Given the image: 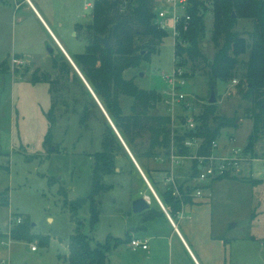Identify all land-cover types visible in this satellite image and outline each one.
Segmentation results:
<instances>
[{"label":"rangeland","instance_id":"rangeland-1","mask_svg":"<svg viewBox=\"0 0 264 264\" xmlns=\"http://www.w3.org/2000/svg\"><path fill=\"white\" fill-rule=\"evenodd\" d=\"M31 1L71 56L85 52L91 42L90 34L81 29L72 35L70 25L91 21L94 0H64L63 8L60 0ZM86 3L90 4L87 8ZM210 8L204 17L202 39V53L207 60L216 51L211 39ZM57 20L62 22L61 28ZM251 29L250 19L237 18L234 30L240 35L248 39ZM57 45L28 3L0 0V63L6 67L0 72V192L8 197V205L0 206V264H70L64 258L68 254V238L79 228L92 245L105 243L106 264H196L195 260L200 264H264V178L261 176L264 165L260 162L252 163L253 177L244 165L238 175L200 187L199 180L187 177L191 160L173 164L175 176L179 171L183 176L174 179L173 185L165 182L169 175H163L164 171L152 169L156 166L153 158L141 157L143 166L156 172L153 175L161 190L167 186L173 190L179 186L193 187L191 201L173 216L178 233L166 218L156 215L159 209L155 198L146 193L145 184L123 151L117 153L116 172L104 178L109 188L95 198L100 215L93 228L89 223L88 203L76 212L70 210L66 203L90 194L92 155L101 150L106 119L99 107L91 104L88 123L81 124L80 111L87 101L80 86L77 83H69L66 88L55 85L57 89L52 93L59 94L55 123L50 141L45 142L49 127L47 112L52 103L51 85L43 81L33 83L31 75L35 72L40 78L48 73L55 78L58 71L52 69L51 56L60 54ZM175 51L177 46L174 48L169 33L150 59L142 61L139 67L127 69L124 76L134 78L139 88L162 95L169 89L166 76L177 63L186 77V84L180 89L185 95L181 105L188 107L186 112L200 116L210 97L211 85L205 74L207 64L203 60L193 63L178 52L174 60ZM247 57V52L241 54L233 77L217 80L214 88L215 113L239 118L236 127L222 128L215 139L219 149L225 145L226 151H244L252 129L253 119L245 115L251 103L242 100L238 93ZM121 104L127 112L130 99L123 98ZM157 107L151 112L170 113L163 103ZM245 154L252 159L264 158V136L255 142L252 155ZM254 171H258L257 175H253ZM61 187L66 191V203L59 193ZM198 187L201 188L199 196L195 194ZM141 195L154 211L151 220L144 218L145 213L132 212L133 199ZM18 219L28 226L31 239L10 238L9 231L18 224ZM126 233L132 234L130 238H147L148 250L133 251L129 241L120 243ZM43 236L49 238L47 246L39 243ZM31 245L36 250H31Z\"/></svg>","mask_w":264,"mask_h":264},{"label":"trees","instance_id":"trees-1","mask_svg":"<svg viewBox=\"0 0 264 264\" xmlns=\"http://www.w3.org/2000/svg\"><path fill=\"white\" fill-rule=\"evenodd\" d=\"M156 2L157 0H94L90 23L76 26L78 30L83 29L90 34L91 42L86 46L85 52L70 57L173 218L184 204L191 201L193 187L179 186L178 195L173 194L174 190L170 186L163 191L159 190L150 171L145 170L141 165L140 158L159 157L169 161L171 152L175 155H186L189 151L184 146V141L195 136L201 139L197 154L208 155L211 153L212 141L217 138L220 130L236 127L239 118L236 115L231 117L217 115L216 105L212 103L207 104L200 116H196L198 120L196 131L173 130L168 113L151 112L159 103H163L161 94L154 90L141 89L135 84L134 78L124 76L127 69L139 67L142 61L150 59L156 52L157 46L167 36V33L158 29L154 22ZM209 7L213 18L211 39L216 47L211 60H207L202 53V39L205 35L204 17ZM188 13L191 19L187 30H182V27L180 29L185 44L177 43V52L180 55L185 54L193 63L203 60L207 64L208 70L205 74L211 87L215 88L217 80L232 78L239 56L248 53L245 72L238 85V93L242 100L251 103V106L245 109L246 117H251L253 123L244 151L252 155L255 142L260 136H264V0H189ZM233 13L235 17H232ZM237 18L252 21V29L247 33L248 39L234 30ZM104 36L108 39V48L99 41V37ZM58 51L60 53L58 56H51L52 69L58 71L55 78H51L48 73L40 78L35 72L31 75L33 83L43 81L51 85L49 92L52 94V103L47 112L49 127L45 135L46 143L51 139L52 127L55 123L54 112L59 97L57 92L52 93L57 89L55 85L61 84L66 88L69 83H77L80 86L87 101L80 111L81 124L88 123L91 115L90 105L98 107L62 51L60 49ZM177 52H174V57ZM2 63H0V72H4L6 68ZM123 98L130 99L127 112L121 104ZM122 151L129 158L106 121L101 135V150L92 155L90 194L85 198H77L66 203V191L62 187L59 188V193L64 196V203L72 212H76L88 203L89 223L92 228L98 222L100 215L95 198L102 190L109 188L104 183V178L116 172L117 153ZM191 162L190 178L193 179L198 174V167L195 160ZM131 164L134 167L132 162ZM160 171L168 170L160 169ZM224 178L229 176L217 180ZM49 183L52 182L49 180ZM6 205H8V197L5 192H0V206ZM142 213L149 218L154 216L152 208ZM9 236L17 240L31 239L28 226L25 227L22 220L9 231ZM130 239L127 233L123 239H120V243L128 242ZM39 243L47 246L49 238L43 236ZM107 252L105 243L96 242L92 245L82 228H79L69 236L68 254L64 255V258L70 264H106Z\"/></svg>","mask_w":264,"mask_h":264},{"label":"built area","instance_id":"built-area-1","mask_svg":"<svg viewBox=\"0 0 264 264\" xmlns=\"http://www.w3.org/2000/svg\"><path fill=\"white\" fill-rule=\"evenodd\" d=\"M206 5H208L206 3ZM189 0H157L155 6V18L154 22L158 29L165 31L167 34H171L173 38L174 48L176 44H185L180 35V29L187 30V26L191 19L188 13ZM183 23V26L181 24ZM175 60V57H174ZM173 69L172 73L166 76L167 84L169 89L164 91L162 101L169 108V115L171 117V127L176 131H196L198 128V120L196 116L186 112L188 108L181 103L185 99L184 93L180 92V89L186 84V77L184 71L178 65ZM236 83V80H233ZM181 109V112L178 111ZM177 113V114H176ZM177 126V128H175ZM201 144V139L197 136L192 138H186L184 146L188 149L186 155H175L173 152L170 154V163L183 162L185 159L191 161L195 160L198 167V174L196 180L201 182L198 183L202 187L204 184L217 180L220 177L229 176L234 177L240 173L242 166L248 167L250 177L252 176V163L260 162L264 165V158L252 159L249 155L241 149H231L227 154L214 155V151L218 148L217 142L214 140L211 144V153L208 155L197 154ZM258 171H254L253 175H257ZM264 178V172L261 174ZM253 177V176H252ZM172 182V178L168 179ZM173 183V182H172ZM201 188L195 190L196 195H201ZM178 191L175 189L174 193ZM21 220L18 219L17 223ZM129 247L133 251L148 250V239L143 237H133L129 241ZM31 250H36L35 245H31ZM3 263L5 261H2Z\"/></svg>","mask_w":264,"mask_h":264},{"label":"crops","instance_id":"crops-1","mask_svg":"<svg viewBox=\"0 0 264 264\" xmlns=\"http://www.w3.org/2000/svg\"><path fill=\"white\" fill-rule=\"evenodd\" d=\"M21 1H25V3H28V6L30 7V8H32V9H34V11L36 12V14L39 16V18L41 19V21L44 23V25L46 26V28L49 30V32L51 33V35H52V37H53V39H54V41L58 44L57 46L59 47V45L62 47V49H64V51H66V53L70 56V54H69V52L66 50V48L63 46V44L59 41V39H58V37L53 33V31L52 30H50V28L47 26V24H46V22H45V19H44V17L40 14V12L37 10V8L34 6V4H33V2L31 1V0H21ZM60 3H61V8H63L66 4H65V1L64 0H60ZM41 4L44 6V7H47V4L45 3V2H41ZM90 6V4H88V3H86L85 4V8H87V7H89ZM92 7V6H91ZM79 15V14H78ZM80 16V15H79ZM58 22V27L59 28H61L62 27V22L60 21V20H57ZM90 23V22H89ZM72 25H70L71 27H72V35H77V32H78V29L76 28V26L77 25H86V24H88V23H86V22H74V23H71ZM59 49H60V47H59ZM61 50V49H60ZM63 53V52H62ZM65 56V55H64ZM159 107H157L156 109H158ZM158 113V112H157ZM157 113H155V114H157ZM224 146V147H223ZM220 148H221V145H220ZM227 149H225V145H222V148L221 149H219V145H218V148L214 151V155L216 154V155H221V154H224L225 152H229V150L228 151H226ZM227 153H225V154H227ZM155 161H156V166H154L152 169L153 170H160V169H167L168 171L167 172H164V174L163 175H165V174H167V175H169L168 177H166V179H165V182H167V181H169L168 179H170V178H172V182H173V185H175V181H174V179H178V178H180V177H183L182 176V174H181V171H179L178 172V174H177V176H175V174H174V172H173V165H171V163H170V159H169V161H164V160H162V158H159V157H157V158H153ZM137 161V160H136ZM140 161V160H139ZM132 161H130V163H131ZM141 163V162H140ZM183 162H179V164H182ZM139 164V163H138ZM132 165V164H131ZM134 165V164H133ZM141 165L143 166V164L141 163ZM191 165H192V162H191ZM139 166H140V164H139ZM133 167V166H132ZM144 167V166H143ZM140 168H141V166H140ZM145 168V170L147 169V170H149L150 171V174H151V177H152V179L154 180V182H155V184H156V186L158 187V189L159 190H161L160 188H159V184L157 183V181H156V179H155V176L153 175L154 173H156L155 171H153L149 166H147V167H144ZM133 169L136 171V173L139 175V178L142 180V182H144V189L146 190V193L148 194V193H151L150 192V190L148 189V187H147V185H146V183H145V181L143 180V178L141 177V175L139 174V172L137 171V169L135 168V166L133 167ZM142 169V168H141ZM143 171V170H142ZM143 173H144V171H143ZM144 175H145V173H144ZM167 175H165V176H167ZM191 175V171H190V174L187 176V177H189ZM146 176V175H145ZM146 178H147V176H146ZM182 179V178H181ZM147 180H148V178H147ZM149 181V180H148ZM149 183L151 184V182L149 181ZM169 183V182H168ZM151 186L153 187V185L151 184ZM153 189H154V187H153ZM155 190V189H154ZM176 190H177V188H176ZM149 191V192H148ZM161 191H163V190H161ZM175 191V190H174ZM174 191H173V194L174 195H178L179 193L177 192V193H174ZM142 192V191H141ZM155 192H156V190H155ZM156 194H157V192H156ZM142 196V195H141ZM157 196H158V198L160 199V201H161V203H162V205H163V208L165 209V211H166V213L161 209V207L159 206V204L157 203V201L155 202L156 203V205L158 206V209H159V212L157 213L156 212V215L157 214H159V215H161V216H163L164 218H166V220L168 221V223H169V225H170V227H172V230H174V231H176L177 233H178V230H177V226H176V224H175V222H174V220H173V218L171 217V215L169 214V212L167 211V209H166V207H165V205L163 204V202H162V200H161V198L159 197V195L157 194ZM139 197V196H138ZM149 208H151V206L149 207ZM183 208V207H182ZM181 211V210H180ZM144 212V211H143ZM161 212H163V214L161 213ZM142 213V212H141ZM178 213V212H177ZM177 213H175V214H177ZM140 214V213H139ZM154 217V216H153ZM153 217L152 218H149L148 216H145L144 218H146L147 220H151V219H153ZM138 228V227H137ZM127 234V233H126ZM130 235H132V234H130ZM133 237H138V236H133ZM133 237H131V238H133ZM182 238V237H181ZM183 240V243L186 245V247H187V244H186V242H185V240L184 239H182ZM148 248H149V245H148ZM192 255V254H191ZM193 256V255H192ZM194 257V256H193ZM196 261V264H200L197 260H195Z\"/></svg>","mask_w":264,"mask_h":264},{"label":"water","instance_id":"water-1","mask_svg":"<svg viewBox=\"0 0 264 264\" xmlns=\"http://www.w3.org/2000/svg\"><path fill=\"white\" fill-rule=\"evenodd\" d=\"M232 17H235V13L232 14ZM99 41L102 42L106 48L109 47V42H108L107 37H105V36L104 37H99ZM59 47H60L61 51L63 52V54L65 55V57L68 60V62L70 63V65L72 66V68L74 69V71L77 73V75L79 76V78L81 79V81L83 82V84L85 85V87L87 88V90L89 91L91 96L93 97V99L96 102L97 106L99 107L100 111L104 115L106 121L108 122V124L110 125V127L112 128L114 133L116 134L117 138L119 139V141H120L121 145L123 146L125 152L129 156L130 160L134 164L135 168L137 169V171L139 172V174L141 175L143 180L145 181V183H146L148 189L150 190L151 194L153 195V197L155 198V200L157 201V203L159 204L161 209L166 213V211L163 208V205H162L160 199L158 198L155 190L153 189V187L151 186V184L147 180V178L144 175L142 169L140 168L138 162L136 161L135 157L133 156V154L129 150V148L126 145V143L124 142L123 138L121 137L120 133L116 129L115 125L113 124V122L110 119L109 115L107 114L106 110L102 106L101 102L99 101V99L97 98L95 93L93 92L92 88L90 87V85L88 84V82L86 81V79L84 78V76L82 75V73L80 72V70L78 69V67L74 63V61L72 60V58L66 53V51H64V49H62V47L60 45H59ZM215 101H216V96H215L214 87H211V89H210V97H209L208 103L212 104ZM149 207H150V203H149L148 200H146V198L144 196H140V197H137V198L133 199V201L131 203L132 212L136 213V214H139V213L149 209Z\"/></svg>","mask_w":264,"mask_h":264}]
</instances>
